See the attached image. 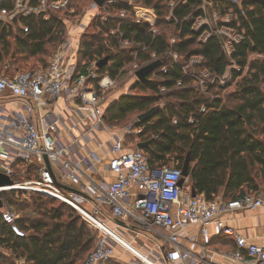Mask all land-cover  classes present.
<instances>
[{
    "label": "built area",
    "instance_id": "1",
    "mask_svg": "<svg viewBox=\"0 0 264 264\" xmlns=\"http://www.w3.org/2000/svg\"><path fill=\"white\" fill-rule=\"evenodd\" d=\"M70 1L39 0L33 5L31 0H14L13 9L8 10L0 0L3 21L40 13L47 20L49 11L62 9L74 17L64 19L68 25L66 38L46 68L0 76V172L11 180L0 185V192H23L26 197L41 194L76 210L101 233L84 264H104L119 258L117 244L128 249L126 241L133 245L141 233L148 241L154 240L155 246L142 253L144 257L135 254L138 264H219L214 252L209 253L204 244L212 237V224L217 235L236 240L235 250L218 253L221 260L264 264V245L251 241L223 218L230 211L258 208L263 210L264 218V192L246 193L232 200L220 197L207 200L201 194L192 196L189 178L180 185L182 167L151 166L145 150L137 148L144 130L138 117L121 129L106 121L109 105L121 95L135 94L125 80L134 78L137 82L136 72L142 65L134 60L112 76L99 71L98 61L85 67L78 63L82 36L94 28L99 18L106 20L109 12L102 13V9L118 0H106L102 6L90 0L78 15L73 7L69 8ZM125 1L133 13L122 8L118 16L130 19L133 24L144 23V7L135 6L133 0ZM175 6L176 2L169 3L167 21L176 20ZM147 10L146 17L156 13L154 8ZM21 27L24 32L29 31L27 25ZM150 30L159 33L156 26ZM208 32V37L214 34L223 38L227 54L231 53L233 42H238V35L225 41L224 31ZM175 41L172 38L170 43ZM131 44L127 39L122 41L123 47ZM138 45L130 52L135 59L137 54L148 50L147 45ZM168 54L179 62L178 53L169 50ZM150 57V62L158 59L155 52H150ZM181 68L194 77L195 87L202 92L210 86H225L231 80L230 69H238L233 64L222 76H214L207 70L191 72L187 64H181ZM167 69L162 65L158 70L167 72ZM200 110L205 111V106ZM0 215L15 235L25 236L15 210L2 205ZM192 226L197 227L195 232ZM126 233L132 235V240H128ZM198 242H201L198 251L188 246Z\"/></svg>",
    "mask_w": 264,
    "mask_h": 264
},
{
    "label": "trees",
    "instance_id": "2",
    "mask_svg": "<svg viewBox=\"0 0 264 264\" xmlns=\"http://www.w3.org/2000/svg\"><path fill=\"white\" fill-rule=\"evenodd\" d=\"M171 1L176 2L173 9L176 20L165 21ZM213 1L221 4V13L226 12L225 6L232 9L233 18L226 26L238 33L239 38L233 42L230 54L217 35L212 34L203 42L199 40L203 32L209 31L206 24L199 29L193 27V21L205 15L202 0H135V4L152 6L160 21L174 26L177 37L173 44L170 33L153 34L148 23L133 24L130 19L119 17L122 8L131 14L133 11L125 0H118L102 9V13L109 12L107 19L99 18L94 28L82 36L78 63L85 67L110 56L99 71L116 76L134 60L141 67L151 63L150 52H155L157 60L168 67L167 72L158 70L160 66L149 75L148 81L137 80L132 91L149 93L121 95L107 108L106 121L122 122L159 106L157 115L143 123L138 141H150L145 152L151 166L182 167L190 153L191 187L207 200L222 195L225 200L264 192V2ZM38 2L31 0L33 5ZM88 2L76 0V15L84 11ZM73 3L71 0L69 8ZM1 4L11 10L14 0H2ZM67 12V9L51 10L47 20L42 13L14 19L12 23L0 20V76H6L10 68L17 73L36 62H44L48 50L57 49L66 38ZM19 23L27 25L29 31L24 32ZM113 29H117L115 33ZM125 39L132 42L130 47H123ZM138 44L147 45L148 50L137 54L135 59L130 52ZM169 50L178 53V63L168 54ZM252 53L263 57L251 59ZM192 57H201L200 66L214 76H222L233 64L238 69H230L231 80L225 86H210L202 92L195 87L194 77L181 68ZM236 79L235 89L226 92ZM202 106L205 111L200 110ZM190 118L194 120L192 123ZM14 192H1L0 200L6 194L10 203L23 212L17 222L25 236L15 235L0 215V264H79L89 255L96 235L76 210L41 194H34L31 201L17 202L12 200ZM104 264L121 263L110 259Z\"/></svg>",
    "mask_w": 264,
    "mask_h": 264
},
{
    "label": "rangeland",
    "instance_id": "3",
    "mask_svg": "<svg viewBox=\"0 0 264 264\" xmlns=\"http://www.w3.org/2000/svg\"><path fill=\"white\" fill-rule=\"evenodd\" d=\"M88 1L89 0H87V2ZM202 1H203L202 7L204 9L205 15L202 16V17H197L193 21V27L195 29H198L202 25L206 24V25L209 26V31L216 30V29L224 31L225 33H223V34H224L225 41H227L229 39H233L237 35H238V38H239V34L238 33H236L234 30L233 31L230 30L229 27L225 26L226 24L230 23L232 18H233L232 9H230V7H228V6H225L224 10L226 12L221 13L220 8H219V7H221V4L219 2H216V4H215L213 0H202ZM229 1L232 2V3L240 4L242 0H229ZM133 4L135 6H138V4H135V0H133ZM217 5H218V7H217ZM72 6L74 7V9H76V0H74V3H73ZM139 6L144 7V8H142V9H144L143 15H142L141 11L139 12L142 16H144L143 17L144 18L143 22L148 23L150 28L152 26H156V28L158 29V32H162L163 31V32L170 33L169 34L170 39H172V38L176 39L177 33L174 32V26L173 25H168L165 22L163 23L162 21H160L158 16H157V13L152 14L151 17H146L145 16L146 13H149L147 9L153 8L152 6H148V5H146V6L145 5H139ZM83 12L84 11H82V13ZM167 15H166V19L164 18L165 21H167ZM64 16H65L64 19L67 18L68 20H74V17L71 18L72 15L69 14L68 12L66 14H64ZM68 17H70V18H68ZM69 25H70V23H69ZM67 29H68V25H67ZM208 34H209L208 31L202 33V35H201L199 40L202 41V42L205 41L206 38L208 37ZM218 37H220V36H218ZM222 40H223V38H222ZM228 44H229V42H228ZM57 50H58V48L57 49H55V48L49 49L48 50V55L45 58L44 62H39V64L36 62V63H34V65H29V67L27 69H25V70H38L40 68H46L49 65V62L51 61L52 57L54 56V54L56 53ZM256 57H263V55H260V54H257V53H252L251 56H250L251 59L256 58ZM201 59H202L201 57H192L187 63L189 71L195 72V73H200L203 70V67L200 66ZM181 63H184V62L181 60ZM33 66H37V67L35 69H32ZM238 79H236L235 81L231 82V84L227 88L226 92L229 93L232 89H235V86L237 84V80ZM146 92H147V94L149 93L148 91H144L143 92L141 90H135L134 93L145 95ZM114 95H115V93H114ZM112 99L113 98H111L110 101ZM135 118L136 117L134 115H131L128 118V120H125V121H122V122H118V123H113V124L110 122V124L113 125V126L118 127L119 129H121V128H124L127 125L133 124L135 122ZM33 196H35V195L31 194L28 197H26L25 193H23V192H14V194L12 195V200H15L17 202L23 201V200L31 201ZM1 199L3 201L0 200V203H4V204H2L3 207H6V209H7V208H10V207L13 206L17 210L16 212L19 215V217H22L23 212L18 210L17 205H15L13 203H10V199H8V196L6 194H3L1 196ZM111 224L112 223H110V225ZM88 227L96 235L93 248L91 249V250H93L101 233L98 230H96L93 227H91L89 224H88ZM132 235L135 236V232H132ZM132 235L131 234H127L126 235L128 240H132V238H131ZM145 237H147V236L144 233H141L140 235H137V237H136L137 240L133 244L137 249H140L142 251V253H144V254H146L147 252L145 250L146 247H144L143 242L146 244V246L150 243V241H148ZM0 250H2V249L0 248ZM117 250L120 253V257L119 258L118 257L113 258L115 261H117V262H119L121 264H138L139 263L138 257L135 254H133V252L130 251L129 249H126L122 245L117 244ZM4 252L7 253L6 250ZM87 255H88V253L84 256V258L80 261L79 264H84V262H85L84 260L86 259Z\"/></svg>",
    "mask_w": 264,
    "mask_h": 264
},
{
    "label": "crops",
    "instance_id": "4",
    "mask_svg": "<svg viewBox=\"0 0 264 264\" xmlns=\"http://www.w3.org/2000/svg\"><path fill=\"white\" fill-rule=\"evenodd\" d=\"M14 20H7L6 23H12ZM20 27H21V23ZM22 28V27H21ZM16 71L10 68L7 72L6 76L14 75ZM129 79V78H128ZM126 79L125 83L131 87L136 83V79L130 78L129 80ZM127 81V82H126ZM8 102V106H12L7 99H3ZM191 187V184L189 183ZM220 198L224 199L222 195ZM235 199V198H233ZM225 200H232V199H225ZM263 210L261 208L255 210H234L223 215V218L231 225L238 227L242 234L247 235L249 239L253 242L259 243L264 245V218H263ZM197 227L192 226L191 230L196 231ZM210 231L212 233V237L209 240H205L204 244L206 245L207 249L210 250L209 253H213L215 259L219 260V264H233L230 261H223L218 257V253L224 251H231L237 248L236 240L232 236L228 235H217V228L214 224L210 226ZM150 243L146 246V252H149L151 247L155 246L154 240L149 238ZM201 242L198 243H188V246L193 250H200ZM203 244V243H202ZM135 247V246H134ZM145 247V246H144ZM150 247V248H149ZM136 248V247H135ZM137 249V248H136ZM139 250V249H138ZM140 251V250H139ZM142 253V251H140Z\"/></svg>",
    "mask_w": 264,
    "mask_h": 264
},
{
    "label": "water",
    "instance_id": "5",
    "mask_svg": "<svg viewBox=\"0 0 264 264\" xmlns=\"http://www.w3.org/2000/svg\"><path fill=\"white\" fill-rule=\"evenodd\" d=\"M256 1H260V2H264V0H256ZM95 2L102 6L106 0H95ZM110 56H106L102 59H100L97 63V66L99 68H103L109 61ZM160 66H162V61L160 60H155L143 67H141L140 69L137 70L136 72V76L138 78L139 81L141 82H146L149 80V75L155 71L156 69H158ZM159 112V106H154L152 108H150L149 110L141 113L140 115H138V119L140 121V123H145L146 121L151 120L152 118H154L157 113ZM150 146V141H140L137 143V148L139 149H144L146 150L147 148H149ZM190 160H191V155L190 153H188L186 155V158L183 162L182 165V178L180 180V185H183V183L185 182V179H188L189 177V167H190ZM6 183H11V180L8 176H6L5 174L0 172V185L6 184ZM191 193L192 196H196L197 195V191L194 187H191ZM1 194V192H0ZM2 207V204L0 203V208ZM120 224H124L122 221H118Z\"/></svg>",
    "mask_w": 264,
    "mask_h": 264
},
{
    "label": "bare ground",
    "instance_id": "6",
    "mask_svg": "<svg viewBox=\"0 0 264 264\" xmlns=\"http://www.w3.org/2000/svg\"><path fill=\"white\" fill-rule=\"evenodd\" d=\"M128 247V249L130 251H132L134 254H136L139 258L140 257H144V255L138 250L136 249L133 245H130V243L128 241H126V245Z\"/></svg>",
    "mask_w": 264,
    "mask_h": 264
}]
</instances>
